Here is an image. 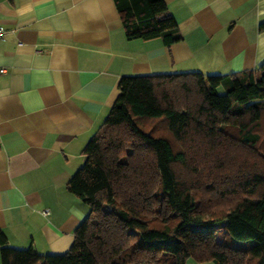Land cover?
<instances>
[{"label": "trees", "instance_id": "trees-1", "mask_svg": "<svg viewBox=\"0 0 264 264\" xmlns=\"http://www.w3.org/2000/svg\"><path fill=\"white\" fill-rule=\"evenodd\" d=\"M114 1L128 39L162 37L171 44L180 38L165 0ZM151 120L164 122L166 130L148 128ZM227 128L237 132L229 143L238 141L251 156L232 175L242 195L217 214L214 198L199 190L217 188ZM262 131L264 62L230 74L123 75L114 104L84 148V163L67 184L90 205L72 246L43 254L9 245L0 230L1 264H187L189 258L264 264ZM202 160V167L215 169L208 172L216 181L205 186ZM185 168L191 178L182 176Z\"/></svg>", "mask_w": 264, "mask_h": 264}, {"label": "crops", "instance_id": "crops-1", "mask_svg": "<svg viewBox=\"0 0 264 264\" xmlns=\"http://www.w3.org/2000/svg\"><path fill=\"white\" fill-rule=\"evenodd\" d=\"M165 2L178 22L171 44L128 39L114 0H0V230L9 245L43 254L72 246L90 205L67 184L123 75L230 74L264 62V0Z\"/></svg>", "mask_w": 264, "mask_h": 264}, {"label": "rangeland", "instance_id": "rangeland-1", "mask_svg": "<svg viewBox=\"0 0 264 264\" xmlns=\"http://www.w3.org/2000/svg\"><path fill=\"white\" fill-rule=\"evenodd\" d=\"M219 91L221 93H223L225 91L224 87L221 86L219 88ZM148 128H156L158 132H163L166 130L165 127V123L162 121H155V120H151L146 122ZM227 133H226V139H222L224 140L221 149V156L222 159L225 160V165L223 167V174L219 176V180H217L215 187L216 190H211L209 191V189L207 190L206 188V184L214 182L216 180H214L211 177H214L213 175L209 174V170H211L212 172L215 169H211L209 168V166L207 167H202L203 164V160L201 162H199L198 164H200V166L205 170H203L202 175H201V179L202 181H204L202 183V185H204L205 187L201 190H199L200 194L202 196H205V198H214L213 201V206H214V210L215 213L218 214V212L220 213L221 211H226L230 206L233 205V203L240 197V195H242L240 188L236 185V184H232V175H234V167L239 165L243 166V160L248 159L251 154L249 151V149H247L246 147L242 146L238 141L235 142H231V144L229 143V138L231 139V137H233L234 135H237V132H235V130L233 128H227ZM264 134V131H262ZM237 138V137H236ZM249 150V151H248ZM259 155L261 156L259 161L261 164H264V146H260V150L258 151ZM219 158V157H218ZM215 159H217V156L215 155ZM194 164V163H193ZM206 166V164H205ZM191 173V171H190ZM187 169L185 168L184 170H182L181 174L183 177H188L191 178L192 174H190ZM198 175V174H197ZM231 175V176H229ZM204 177V179H203ZM199 181V180H198ZM236 182V181H235ZM206 188V189H205ZM224 191V193H223ZM204 194V195H203ZM213 210V211H214ZM217 211V212H216ZM225 223L226 220H224L221 223V228L218 231L217 234V238H219V240H221V236L223 237V233L225 230ZM221 238V239H220Z\"/></svg>", "mask_w": 264, "mask_h": 264}, {"label": "built area", "instance_id": "built-area-1", "mask_svg": "<svg viewBox=\"0 0 264 264\" xmlns=\"http://www.w3.org/2000/svg\"><path fill=\"white\" fill-rule=\"evenodd\" d=\"M3 34H4V28L0 26V37H2V36H3ZM5 70H6V68H5V67H3V66H0V74L4 73V72H5Z\"/></svg>", "mask_w": 264, "mask_h": 264}]
</instances>
